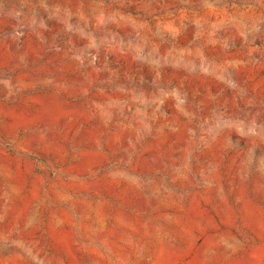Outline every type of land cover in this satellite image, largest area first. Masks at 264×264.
Here are the masks:
<instances>
[{"label":"rangeland","instance_id":"rangeland-1","mask_svg":"<svg viewBox=\"0 0 264 264\" xmlns=\"http://www.w3.org/2000/svg\"><path fill=\"white\" fill-rule=\"evenodd\" d=\"M0 264H264V0H0Z\"/></svg>","mask_w":264,"mask_h":264}]
</instances>
